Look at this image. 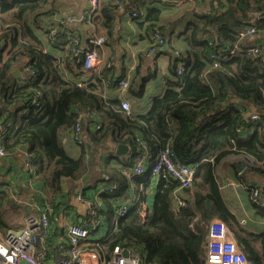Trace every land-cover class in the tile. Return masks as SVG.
<instances>
[{
  "label": "trees",
  "instance_id": "trees-1",
  "mask_svg": "<svg viewBox=\"0 0 264 264\" xmlns=\"http://www.w3.org/2000/svg\"><path fill=\"white\" fill-rule=\"evenodd\" d=\"M105 1L119 6L124 0ZM128 2L133 4L134 0ZM140 2L131 17L134 12L141 14L137 8ZM43 4L44 0H0V14L20 20L29 12L39 11ZM98 5L90 19L100 10ZM105 15L110 17L108 10ZM192 15L181 38L184 49L175 50L169 65L164 93L151 100L146 114L138 115L123 109L120 100L106 99L101 82L79 85L64 79L60 66L69 61L68 57L81 66L71 58L69 49L64 48L63 58L54 57L43 50L36 36L19 33L18 23L8 22V27L1 24L0 124L6 130L1 144L6 153L27 144L26 152L35 166L32 175L49 185L51 198L63 191L62 178L78 180L85 172L82 155L69 156L60 141L61 130L73 129L81 113L95 115L100 124L99 128L85 129L87 140L101 145L110 136L113 142L131 147L128 171L134 166L133 157L143 153L150 168L157 151L169 144L179 161L195 168L185 204L173 202L178 182L159 177L151 208L144 209L137 197L118 217L115 227L105 215L107 237H88L84 243L106 253L118 243L136 247L147 264H206L207 226L212 220H220L247 260L264 264V230L250 231L240 223L223 200L215 176L216 166L229 157L234 159L232 165L238 162L264 173V0H212L208 11ZM159 20L160 9L151 8L140 24L149 33L160 32ZM248 26L255 27V35L242 37L240 33ZM255 47L256 52L249 51ZM19 58H25L29 65V72L22 73L21 78L12 74ZM178 63L181 75L177 74ZM37 94L39 105L34 106L32 100ZM251 107L263 115L251 120ZM114 172L119 175L118 183L113 182ZM114 172L106 181L116 188L99 196L108 214L107 207L111 213L115 211L112 201H119L129 179L142 186L151 181L148 169L131 176L122 170ZM250 182L264 188V179L254 178L246 186ZM16 193L15 188H3L0 183L1 235L10 229L5 211L18 205ZM101 201L97 210L103 224ZM251 204L256 213H264V202Z\"/></svg>",
  "mask_w": 264,
  "mask_h": 264
},
{
  "label": "crops",
  "instance_id": "crops-1",
  "mask_svg": "<svg viewBox=\"0 0 264 264\" xmlns=\"http://www.w3.org/2000/svg\"><path fill=\"white\" fill-rule=\"evenodd\" d=\"M128 1L124 0L119 6H113L105 0L104 3L101 0L98 5L100 10L92 19L78 18L74 21L65 22L70 15L76 17L85 15L88 0H44L39 11L29 12L20 20L0 14V32L3 31V26L8 27L10 25L8 22L18 23L19 25L17 24L15 27L19 28V33L24 31L25 37L28 32L33 34L40 41L46 53L58 58L65 56L63 54L66 48L64 47V49L49 36L50 29L58 27V34L63 37H67L66 34L75 35L79 42L80 51L83 52L94 47L90 42L92 38L105 37L106 41L95 47L99 57L94 67L85 69L84 58L81 60L78 53H72L71 58H76L81 66L78 67L73 59L68 57L69 61L60 66L63 78L79 85L101 82L104 88L103 96L106 99L126 101L129 105L128 111L131 114H146L150 110L151 100L156 96H161L165 91L166 80L170 77L169 65L175 59V50L184 49L181 38L187 23L193 19L192 13L208 11L212 0H141V2L134 0L133 4H129ZM139 2L137 8L141 14L133 19L130 14L136 10L135 6ZM151 8L160 9L158 29L166 39L165 45L167 44V48H164V44H162L154 51H150L154 39L149 30L146 31L144 24H140ZM103 9L104 13L101 11ZM107 10L110 17L105 15ZM177 67V74L181 75L183 72L181 64L178 63ZM21 75L20 71L16 77L21 78ZM122 80H127L129 83L126 90L119 88ZM75 108L76 106L73 105L72 109ZM252 110L251 107L250 111L252 112ZM84 114L86 113H81V118H79L84 128V142L78 143L73 139L72 128L71 130L63 128L60 132V136H62L59 137L69 156L78 157L82 155L85 162V172L78 180L62 178L64 179V182L61 179L63 191L56 196L51 198L52 192L49 185L46 182L44 184L35 175H31L25 170L26 152L17 148L12 153L0 157V183H2V187L6 189L15 188L16 198L20 194L25 195L31 210L36 213L46 212L49 215L50 235L45 242L47 258L60 254V248L64 244L63 228L70 223L80 222L84 217L85 204L81 200H76L74 193H80L81 197L86 196V198L91 199L98 208L101 192H111L116 188L113 183L109 185V181L106 179H109L110 174L114 171H127L126 166L131 161L132 151L128 144H126L129 147L128 153L120 155L116 153L118 143L113 142L110 136L101 145L87 140L85 129L87 127L93 129L92 124L97 119L95 116L90 117L87 115L88 113L86 117L82 116ZM233 160V157L225 158L215 168V176L221 196L230 211L236 215L246 229L254 232L262 231L264 230V213L259 214L253 210L245 184L254 178H257L258 181L264 179V173L250 170L242 163L237 162L232 165ZM239 165H243V168ZM113 176H115L113 182L118 183L119 175L114 172ZM243 178L247 182L243 181ZM157 181V179H151L149 183L142 186L129 179L122 190V197L119 198V201L113 200L112 207L116 204L114 208L116 210L120 204L130 206L137 197H140L146 209L151 208ZM176 193L186 200L189 198L186 190L176 191ZM176 201L177 196L174 197L173 195L175 205H177ZM230 201L235 203V206H232ZM101 206L104 210L100 214L103 224L99 221L97 228L92 231L90 238L93 239L107 237V217L105 215L111 218L114 223L117 219L115 211L111 213L107 207L109 214L105 212L106 209L102 201ZM49 207H51L50 211ZM18 229L10 228L8 231ZM57 233L62 235L57 236ZM205 250L206 256L207 236Z\"/></svg>",
  "mask_w": 264,
  "mask_h": 264
},
{
  "label": "built area",
  "instance_id": "built-area-1",
  "mask_svg": "<svg viewBox=\"0 0 264 264\" xmlns=\"http://www.w3.org/2000/svg\"><path fill=\"white\" fill-rule=\"evenodd\" d=\"M98 2L99 0H88L85 15L81 17L70 15L66 18L65 22L74 21L78 18L88 20L95 13ZM135 16H138L137 12L132 13V17ZM255 32L256 29L254 26H248L240 34L242 37H253ZM66 35L67 37L59 35L58 27L50 29L49 31V36L63 48L69 49L73 54L79 53L80 47L77 37L71 34ZM150 35L154 39L150 51H154L158 46L165 43L164 38L158 30L150 31ZM105 41L106 39L103 36L94 37L90 40L94 47L84 51L85 69L94 67L99 57L98 50L95 47L102 45ZM249 51L256 52L257 47ZM211 57L213 56L211 55ZM15 67L21 71V74L29 72V65L25 58H19L17 63H14L13 68ZM128 86V81L122 80L119 88L126 90ZM38 96V94L35 95L32 100L34 106L39 105ZM121 106L128 111L129 105L126 101H121ZM86 114L82 116L86 117ZM261 114L263 115L262 111H252L248 116L251 120H255L259 119ZM87 115H90V117L95 116L90 113ZM262 123L264 126V120ZM93 127L94 129L100 127L97 120L93 123ZM83 129L81 120L78 119L73 125L72 134L73 139L78 143H82ZM5 132V128L0 124V157L7 154L1 144V138ZM144 154L146 153L135 155L132 170L124 172L129 174V176L142 175L148 169V177L150 179L163 177L177 181L178 186L174 191V197L175 195L177 196V205H184L185 199L176 193V191L189 189L195 174L194 166L179 161L169 144H166L157 151L150 168L147 166V157L143 156ZM24 168L31 175L35 171L31 156L27 152ZM246 189L251 202H264V188L258 183L251 182L246 186ZM74 197L76 200L84 202L86 207L84 217L80 222L70 223L63 228L65 239L63 246L60 248L59 255L51 258L46 257L47 250L45 242L50 235L49 215L46 212H35V214L29 215L26 218L25 225L22 228L10 230L5 235L0 234V264H147L136 247L133 248L118 243L112 247L110 253H106L105 251L91 248L88 243H84L90 237L92 231L97 228L100 218L94 201L86 198V196L81 197L80 193H74ZM128 207L127 204L117 206L115 210L117 219L128 210ZM143 208H146L144 204ZM206 264H251L240 249L232 232L220 220H212L208 226Z\"/></svg>",
  "mask_w": 264,
  "mask_h": 264
},
{
  "label": "rangeland",
  "instance_id": "rangeland-1",
  "mask_svg": "<svg viewBox=\"0 0 264 264\" xmlns=\"http://www.w3.org/2000/svg\"><path fill=\"white\" fill-rule=\"evenodd\" d=\"M246 189V184H245ZM28 197V195H27ZM18 205L9 206L5 211V218L8 221L11 229H18L25 225V220L29 215L35 214L31 207L27 204L25 195H19L17 197ZM232 206H235V203L230 201Z\"/></svg>",
  "mask_w": 264,
  "mask_h": 264
},
{
  "label": "water",
  "instance_id": "water-1",
  "mask_svg": "<svg viewBox=\"0 0 264 264\" xmlns=\"http://www.w3.org/2000/svg\"><path fill=\"white\" fill-rule=\"evenodd\" d=\"M164 48H167V44L165 45V43H164ZM78 56L82 60L84 58V52L83 51H80L78 53ZM12 74L15 75V76L19 75L20 74L19 69L16 68V69L12 70ZM27 148H28V146H27L26 143L19 145V149L22 150V151H24V152L27 151ZM128 151H129L128 145H126L124 143H118L116 145V153L117 154L125 155V154L128 153ZM239 167L243 168V165H239ZM239 167H238V169H239ZM62 182H64V179H62ZM206 204H207V206H209V202H206Z\"/></svg>",
  "mask_w": 264,
  "mask_h": 264
}]
</instances>
